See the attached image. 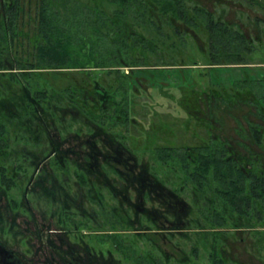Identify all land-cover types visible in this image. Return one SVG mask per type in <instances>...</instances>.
I'll list each match as a JSON object with an SVG mask.
<instances>
[{
	"label": "trees",
	"instance_id": "1",
	"mask_svg": "<svg viewBox=\"0 0 264 264\" xmlns=\"http://www.w3.org/2000/svg\"><path fill=\"white\" fill-rule=\"evenodd\" d=\"M33 1L37 3L36 27L29 30L31 20L26 15ZM185 2L6 0L8 19L0 20V169L4 170L6 162L16 165L17 159L12 162V156L17 151L24 156L23 162L33 165L50 157L49 162L53 164L46 165L58 168L61 174L70 175L69 165L77 163V169L82 171L77 174V181L89 186L87 176L82 179L84 175L95 179L93 188L98 192L96 198L101 206L105 200L102 191L130 200L129 193L133 190L138 200L132 208L134 214L143 202L152 201L155 195L161 197V205L166 209L160 215L161 222L167 225L169 233H184L187 240L196 233L201 240L207 239L208 232L223 234L228 228L255 231L264 238V164L255 161V155L260 154H242L226 142L214 141V136L206 144L193 147H155L158 161L170 165L176 172L183 171L185 182L196 191L198 198L194 200L195 205H190L177 189L166 188L158 177L149 173L147 167L138 163L131 148L115 138L120 135L116 128L126 127L133 120L131 70L160 66L179 69L182 67L174 66L184 65L174 62L178 59L179 47L187 44V32L179 24L181 20L193 30L202 28L208 33L209 65L245 64L254 52L252 40L247 36L216 19L207 9ZM165 51H170V60L163 62L168 64L160 65V60L144 65L150 58L160 59ZM121 68L130 71L125 73ZM111 75L114 78L106 83L105 76ZM241 84L242 89L245 85L246 88L236 92V102L254 105V100L256 103L264 100L259 91L264 90V80ZM223 101L228 104V99ZM256 107L261 123L253 126V137L264 148V111ZM71 136L78 140L76 148H70ZM114 144L133 156L132 160H126L135 163L132 174L124 165L121 170L113 169L108 160L98 155L99 150L113 154L110 150ZM30 146L34 149H29ZM87 162H98L100 167ZM47 169L40 178L45 182L41 183L47 182L52 187L48 183L51 172ZM7 170L12 174V169ZM110 173L124 185H115ZM44 191L49 192L47 188ZM152 212L156 214L154 217H159V212ZM131 213L125 211V217H131ZM61 214L63 220L65 215ZM117 216L120 215L114 217ZM109 219L105 218L107 222ZM216 235L210 243L211 264H231L220 252ZM103 241L112 242V238L107 235ZM197 244L193 247L194 254L199 253L201 245L205 247L199 241ZM149 255L145 252L143 257H130L135 258L134 264H163L158 258L149 262L146 258Z\"/></svg>",
	"mask_w": 264,
	"mask_h": 264
},
{
	"label": "rangeland",
	"instance_id": "2",
	"mask_svg": "<svg viewBox=\"0 0 264 264\" xmlns=\"http://www.w3.org/2000/svg\"><path fill=\"white\" fill-rule=\"evenodd\" d=\"M82 1L89 2V0ZM193 1L190 0L191 5H198L196 0ZM199 1L201 6L212 3L211 7H206L219 20L239 19L236 22L237 26L245 31L254 44L256 41L257 48L248 57L249 64L238 67L232 65L208 67L209 59L199 48L200 45L206 46L207 32L202 28H194L193 32L188 30L187 44L179 47L181 53L177 54L178 59H174V62L176 60L180 64H186L174 67L185 66L184 69L141 67V69L131 70V85L134 87V92L131 93L133 120L126 127L116 128V132L119 130L120 135L115 136L119 142L131 148L139 164L147 167L148 172L158 177L166 188L177 189L180 197L190 205H195L194 200L198 198L196 191L192 189L190 183L185 182L183 171L176 172L170 165H162L158 161L153 151L155 147L172 146L179 149L193 147L206 144L214 136V141L226 142L232 150L242 154L249 156L252 153L260 154L255 155V161H261L264 164V148L257 145L252 130L254 125L261 123L256 106L264 111V100L257 103L254 100L255 104L250 105L243 101L236 102L237 97L234 96L238 95L237 91L246 88L245 85L242 89L243 85L238 83L264 80V24L260 25L254 21L256 16L264 18V9L260 7L261 4L264 5V2L253 0L254 3L250 2L253 5H248L243 0H234V4L229 3V0H212L210 3L208 0ZM36 5L35 1L30 2L29 13L28 16L26 15V18L31 20L28 22L31 30L36 27ZM237 26L234 27L238 28ZM148 35L152 37V34L148 33ZM258 36L260 41L256 40ZM169 52L165 51L162 59L153 57L146 60L147 63L144 65H148L151 61V64L153 61L157 63L160 60V65L168 64L163 62L170 60ZM196 63L198 66H195ZM121 71L127 73L130 70L121 68ZM113 78L112 75L105 76V82ZM192 81L199 87L191 88L189 85H193ZM238 85L240 86L237 87ZM259 91L264 95V90ZM207 92L217 95L210 97ZM190 96L195 99L189 100ZM224 98L228 99L227 105L223 104ZM182 102L183 105H180ZM69 139L73 143L69 144L70 148L72 146L76 148L77 138L71 136ZM18 149L21 150V147L19 146ZM29 149H34V146H30ZM14 158L17 159L16 165L6 162L4 170L0 169V190H5L9 194L28 193L29 196L24 203L25 209L40 210L38 218L45 223L58 220L57 225L69 227L68 237L74 242H84L95 257L102 258L104 264H134L135 256L143 257L145 252L151 254L148 256L150 259H161L163 264H211L209 250L215 234L219 238L220 252L231 264H264V238L257 236L255 231L228 228L223 234L210 231L207 239L203 238V240L199 238V235L197 236L198 233L194 235L191 233L192 237L187 240L183 237L184 233L177 231L169 233L168 227H163L160 215L166 209L161 205V197L155 195L152 201L140 203L142 207L156 211L157 214L159 212V217H154L156 214H153L152 218L158 220L160 227L151 220L150 214L145 212L134 214L132 208L136 206L138 200L133 190L129 193L132 197L130 200L121 196L113 197L104 190L102 193L105 200L101 206L98 197L96 198L98 192L96 194L93 188L95 179L84 175L82 179L88 178L89 186L83 180L82 185L77 181V174H82L81 169H77L79 168L77 163L69 165L70 175H67L61 174L58 168H49L46 164L52 165L53 162H49L48 156L38 165H33L29 161L23 162L24 156L18 155V151L12 156V162H15ZM7 168L12 169V174L7 173ZM45 168H48L47 171L52 174L51 176L49 173L50 180L48 179L52 187L47 182L41 183L45 182L40 179ZM8 177L12 178L11 183L8 182ZM109 177L118 187L124 185V182L114 173H110ZM45 188L49 192L44 191ZM208 191L211 192V190ZM202 194H206V191ZM127 210L132 212L131 217H125ZM61 213L65 215L64 221L60 219ZM115 214L120 216L114 217ZM107 217H110L108 222L105 220ZM19 224L24 225L22 221ZM258 227L260 228L261 225ZM107 235L112 238V242L103 241V239L107 240ZM198 241L205 247L201 245L199 253L194 254L193 247L198 245ZM165 255L168 259H164ZM130 256L135 258L131 259ZM179 259L187 260L184 263Z\"/></svg>",
	"mask_w": 264,
	"mask_h": 264
},
{
	"label": "flooded vegetation",
	"instance_id": "3",
	"mask_svg": "<svg viewBox=\"0 0 264 264\" xmlns=\"http://www.w3.org/2000/svg\"><path fill=\"white\" fill-rule=\"evenodd\" d=\"M184 1L188 3L187 4L185 2L187 5L191 3L190 0H184ZM191 1L194 2L193 0ZM211 1L212 0H208V3H210ZM243 1L247 3L248 5H253L250 2L254 3L253 0H243ZM262 1L264 2V0ZM5 2L6 0H0V5H1L0 14L2 15V17H0V20L2 18L6 22L8 19L6 17L8 11H7V6ZM196 2L198 3V5L193 4L192 6H199V7L205 8L208 11H210L215 17L214 13L206 7V6L211 7L212 3L201 6V4L199 3L200 2L199 0H196ZM229 3L234 4V0H229ZM260 7L264 9V5L262 4ZM240 13L244 15V13L242 12ZM226 19L227 18H225V20H222V19L220 20L225 21L231 26V28H233L236 31H239L240 33L244 34L249 39H251L245 33V31H242L243 29L241 30V28L237 26L236 22H238L237 20L239 19H236V20L234 19V21L228 20V19L226 20ZM254 21L260 25L264 24V18L259 17V16L258 17L256 16L254 18ZM179 24L181 25L180 28L182 30H185L186 32H188V30H191L192 32L194 31L192 28L186 25L185 21L181 20ZM240 24L242 25V23ZM235 25L238 28H235L234 27ZM23 29L24 31L27 30L26 27H24ZM29 30H31V28ZM192 32H189V33L192 34ZM207 36H208V33H207ZM259 39L260 37L257 38L256 40L260 41ZM252 43L256 49L257 48L255 46L256 41H255V44L253 41ZM199 48L208 57L209 41L207 42L206 46L200 45ZM177 53L180 54L181 50H178ZM246 62L247 63L245 64H236V65L232 64V66L238 67V66L247 65L249 64L248 58ZM207 65L208 67H215L214 65H209V64ZM195 66H198L197 63L195 64ZM157 68L164 69V68H171V67L160 66ZM182 68L184 69L185 66H182ZM262 80L263 79L252 80V82L258 83L259 81H262ZM246 82H249V81H246ZM192 84L193 85H189L191 88L194 86H198L195 82H193ZM207 93H208V96L210 97L211 95H217V94H211L209 92ZM241 94L244 95V92H242ZM190 99L193 100L195 99V97L190 96L189 100ZM231 102L234 103L233 100H231ZM223 104L227 105V103H223ZM180 105H183V102ZM110 151L114 153L111 154L103 150H99L98 155L102 157L104 161L108 160L109 166L110 167L113 166V169L121 170L122 166L124 165V167L128 168L132 174L135 163L133 161H126V160L133 159V156L131 155V153L122 151L121 146L116 145V144H114V146H111ZM97 164L98 162L96 164L94 162L92 163L93 166L100 167ZM136 177L134 176V178ZM0 191H1L0 192V264H104L102 262V258L99 256L98 258L95 257L93 253L89 250V247L86 246L84 242H80V241L74 242L68 237L70 235L69 227L67 228L66 226L57 225L58 220H56V222H53V223L52 222L45 223L43 222L42 219L40 220L38 218L40 217V215L38 214L40 210L25 209L24 203H25L26 197L29 196L28 193L9 194L5 190L3 191L0 190ZM137 210H138V214L139 212L140 213L145 212L146 214H150L151 216L150 218H152L153 212L149 210L148 208L138 207ZM54 212H52V214ZM151 220L153 221V218ZM20 221H22L24 225L19 224ZM162 224H163V227L167 226V225H164L163 222ZM146 258L149 262H153L152 258L151 259L149 257H146Z\"/></svg>",
	"mask_w": 264,
	"mask_h": 264
}]
</instances>
